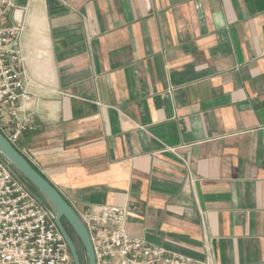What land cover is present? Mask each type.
Masks as SVG:
<instances>
[{
    "label": "crops",
    "instance_id": "crops-1",
    "mask_svg": "<svg viewBox=\"0 0 264 264\" xmlns=\"http://www.w3.org/2000/svg\"><path fill=\"white\" fill-rule=\"evenodd\" d=\"M24 158L78 216L264 264V0H14Z\"/></svg>",
    "mask_w": 264,
    "mask_h": 264
},
{
    "label": "built area",
    "instance_id": "built-area-1",
    "mask_svg": "<svg viewBox=\"0 0 264 264\" xmlns=\"http://www.w3.org/2000/svg\"><path fill=\"white\" fill-rule=\"evenodd\" d=\"M15 7L14 0H0V133L20 152V141L32 129L28 106L37 98L22 70L24 26L9 16ZM5 162L0 160V264H73L55 211L39 202ZM126 217L125 207L109 205L79 216L95 264H218L209 243L204 259L155 246L130 235Z\"/></svg>",
    "mask_w": 264,
    "mask_h": 264
},
{
    "label": "water",
    "instance_id": "water-1",
    "mask_svg": "<svg viewBox=\"0 0 264 264\" xmlns=\"http://www.w3.org/2000/svg\"><path fill=\"white\" fill-rule=\"evenodd\" d=\"M0 156L32 187H34L55 211V224L68 247L73 264H81L76 246L67 232L65 222L74 232L85 251L87 264H95V257L89 236L76 212L24 156L0 133Z\"/></svg>",
    "mask_w": 264,
    "mask_h": 264
},
{
    "label": "rangeland",
    "instance_id": "rangeland-1",
    "mask_svg": "<svg viewBox=\"0 0 264 264\" xmlns=\"http://www.w3.org/2000/svg\"><path fill=\"white\" fill-rule=\"evenodd\" d=\"M0 160L5 162V160L2 158V156H0ZM10 168L14 172V174L23 182V184L33 193V195L37 198V200L39 202L43 203L44 205L48 206V204H47L46 200L43 198V196L34 187H32L21 175H19L11 166H10ZM63 224H64L67 232L71 236V238H72V240L76 246V249H78V251H79L81 264H87L86 254H85V251L83 250V247H82L80 241L78 240V238L76 237L74 232L70 229V227L65 222H63Z\"/></svg>",
    "mask_w": 264,
    "mask_h": 264
},
{
    "label": "trees",
    "instance_id": "trees-1",
    "mask_svg": "<svg viewBox=\"0 0 264 264\" xmlns=\"http://www.w3.org/2000/svg\"><path fill=\"white\" fill-rule=\"evenodd\" d=\"M77 252H78V254H79V251H78V249H77ZM80 255V254H79ZM80 257V256H79Z\"/></svg>",
    "mask_w": 264,
    "mask_h": 264
}]
</instances>
